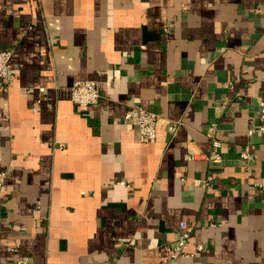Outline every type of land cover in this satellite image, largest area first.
Segmentation results:
<instances>
[{
  "label": "crops",
  "instance_id": "0c3cea01",
  "mask_svg": "<svg viewBox=\"0 0 264 264\" xmlns=\"http://www.w3.org/2000/svg\"><path fill=\"white\" fill-rule=\"evenodd\" d=\"M0 50V264H162L182 222L180 264H264V0H0Z\"/></svg>",
  "mask_w": 264,
  "mask_h": 264
},
{
  "label": "built area",
  "instance_id": "2783aa9c",
  "mask_svg": "<svg viewBox=\"0 0 264 264\" xmlns=\"http://www.w3.org/2000/svg\"><path fill=\"white\" fill-rule=\"evenodd\" d=\"M12 51L0 50V81L9 86L14 81V73L12 70ZM44 92V89L41 90ZM70 98L76 105L80 107H92L100 102V94L98 85L93 81H77L70 89ZM260 122L261 126L259 131L264 134V103L260 104ZM138 118L139 132L141 140L145 143H154L157 140L158 135V117L145 109L136 108L127 112L125 116L126 121H132L135 117ZM211 131L216 133V127H212ZM220 149L221 144L216 140L213 142V151L208 158L212 162L220 161ZM242 158L248 162L250 160L249 150L247 149ZM1 161V159H0ZM8 174L0 171V197L2 195L4 185ZM195 234V225L182 222L179 226V232L177 234V241L175 245L165 248L166 261L162 264H180L182 259L196 258L198 255L205 252L204 245L196 246L194 251H189L190 239ZM8 251H12L9 249ZM17 264H28L27 259H21L17 261Z\"/></svg>",
  "mask_w": 264,
  "mask_h": 264
}]
</instances>
